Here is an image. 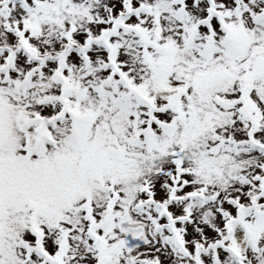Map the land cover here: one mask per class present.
Returning <instances> with one entry per match:
<instances>
[{
	"label": "snow or ice",
	"instance_id": "6c2138e0",
	"mask_svg": "<svg viewBox=\"0 0 264 264\" xmlns=\"http://www.w3.org/2000/svg\"><path fill=\"white\" fill-rule=\"evenodd\" d=\"M0 264H264V0H0Z\"/></svg>",
	"mask_w": 264,
	"mask_h": 264
}]
</instances>
